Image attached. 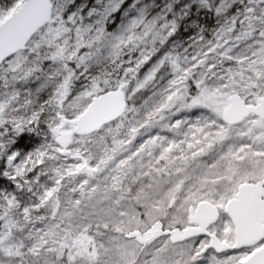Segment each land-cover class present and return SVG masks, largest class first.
Returning <instances> with one entry per match:
<instances>
[{
	"label": "snow or ice",
	"instance_id": "6c2138e0",
	"mask_svg": "<svg viewBox=\"0 0 264 264\" xmlns=\"http://www.w3.org/2000/svg\"><path fill=\"white\" fill-rule=\"evenodd\" d=\"M0 264H264V0H0Z\"/></svg>",
	"mask_w": 264,
	"mask_h": 264
},
{
	"label": "trees",
	"instance_id": "16d2710c",
	"mask_svg": "<svg viewBox=\"0 0 264 264\" xmlns=\"http://www.w3.org/2000/svg\"><path fill=\"white\" fill-rule=\"evenodd\" d=\"M212 23H213L212 21H209V22H208L209 26H211ZM185 38H186V37H185ZM26 142H27V140H25V143H26Z\"/></svg>",
	"mask_w": 264,
	"mask_h": 264
}]
</instances>
